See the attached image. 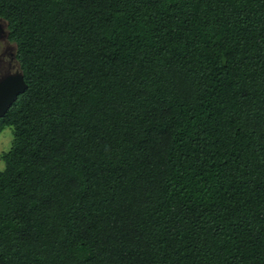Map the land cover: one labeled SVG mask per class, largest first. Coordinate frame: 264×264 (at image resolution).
I'll list each match as a JSON object with an SVG mask.
<instances>
[{"label": "trees", "instance_id": "obj_1", "mask_svg": "<svg viewBox=\"0 0 264 264\" xmlns=\"http://www.w3.org/2000/svg\"><path fill=\"white\" fill-rule=\"evenodd\" d=\"M0 23L27 84L0 264H264V0H0Z\"/></svg>", "mask_w": 264, "mask_h": 264}, {"label": "water", "instance_id": "obj_2", "mask_svg": "<svg viewBox=\"0 0 264 264\" xmlns=\"http://www.w3.org/2000/svg\"><path fill=\"white\" fill-rule=\"evenodd\" d=\"M0 34H4V29L0 23ZM27 84L23 76L16 68L13 74H8L0 79V118H2L9 106L12 104L18 94L23 93Z\"/></svg>", "mask_w": 264, "mask_h": 264}, {"label": "rangeland", "instance_id": "obj_3", "mask_svg": "<svg viewBox=\"0 0 264 264\" xmlns=\"http://www.w3.org/2000/svg\"><path fill=\"white\" fill-rule=\"evenodd\" d=\"M1 25L5 30V23H1ZM10 52L15 55V45L6 39V35L4 32V34H0V55L2 56V60H0V79L5 75L14 72L16 68H18L16 61L12 64V68H8V66L6 65V62L9 59ZM11 139L12 135L10 128L6 127L0 132V169L4 166L1 160V156L10 148Z\"/></svg>", "mask_w": 264, "mask_h": 264}, {"label": "flooded vegetation", "instance_id": "obj_4", "mask_svg": "<svg viewBox=\"0 0 264 264\" xmlns=\"http://www.w3.org/2000/svg\"><path fill=\"white\" fill-rule=\"evenodd\" d=\"M2 56L0 55V60H2V58H1ZM15 62V57H14V55H13V53L12 52H10L9 53V59L7 60V62H6V65L8 66V68H12V64ZM14 72H12V73H9V74H13ZM8 75V74H7ZM6 76V75H5ZM4 76V77H5ZM3 78V77H2ZM1 78V79H2Z\"/></svg>", "mask_w": 264, "mask_h": 264}]
</instances>
